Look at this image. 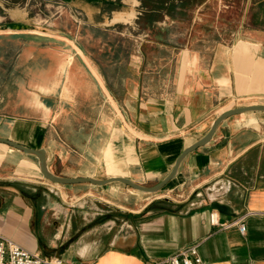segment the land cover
I'll return each instance as SVG.
<instances>
[{
	"label": "crops",
	"instance_id": "1",
	"mask_svg": "<svg viewBox=\"0 0 264 264\" xmlns=\"http://www.w3.org/2000/svg\"><path fill=\"white\" fill-rule=\"evenodd\" d=\"M151 16L142 0H0V138L43 149L62 178L152 187L220 115L264 107V0ZM0 234L74 264H155L192 245L202 264H264V111L222 119L153 194L52 183L0 143Z\"/></svg>",
	"mask_w": 264,
	"mask_h": 264
},
{
	"label": "water",
	"instance_id": "2",
	"mask_svg": "<svg viewBox=\"0 0 264 264\" xmlns=\"http://www.w3.org/2000/svg\"><path fill=\"white\" fill-rule=\"evenodd\" d=\"M248 110H261L264 111V107L263 106H250V107H243V108H237V109H233L230 110L222 115H220L212 124L209 132L200 140H198L197 142H195L193 145L189 146L188 148L184 149L181 154L176 158L174 166L171 170V172L164 178L162 179L160 182H158L157 184H155L152 187H144L141 185H138L136 183H134L133 181L126 179V178H121V177H113V178H108L105 180H94V179H89V178H62L59 176H56L52 173H50L46 167V155L43 149H30V148H26L20 144H17L13 141L10 140H6V139H2L0 138V143L5 144L11 148L20 150L21 152L28 154V155H33L37 158L38 160V167L39 170L41 172V174L44 176V178H46L47 180H49L52 183H56V184H72V183H78V182H91L94 184H99V185H103V184H107L109 182H120L123 183L135 190L144 192V193H156L158 192L176 173L178 165L180 163V161L182 160V158L189 152L193 151L194 149H196L197 147H200L202 145H204L211 137L215 127L217 126V124L224 118H227L231 115L234 114H238L240 112H244V111H248Z\"/></svg>",
	"mask_w": 264,
	"mask_h": 264
},
{
	"label": "built area",
	"instance_id": "3",
	"mask_svg": "<svg viewBox=\"0 0 264 264\" xmlns=\"http://www.w3.org/2000/svg\"><path fill=\"white\" fill-rule=\"evenodd\" d=\"M209 221L217 224L216 215L211 213ZM223 226V225H222ZM238 229L244 232V225L239 224ZM0 264H74L63 261L57 256H44L39 252L30 251L20 246L8 237L0 234ZM155 264H202L195 245L186 247L177 254Z\"/></svg>",
	"mask_w": 264,
	"mask_h": 264
},
{
	"label": "rangeland",
	"instance_id": "4",
	"mask_svg": "<svg viewBox=\"0 0 264 264\" xmlns=\"http://www.w3.org/2000/svg\"><path fill=\"white\" fill-rule=\"evenodd\" d=\"M195 0H142L143 5L149 10L150 13H152V16L150 17L151 20H154L155 22L158 19L163 18V15L166 16L167 18L170 19L169 23L171 24V19L173 18L174 14H186L188 15V8L190 5V2H193ZM199 1V0H197ZM177 8H180V10H177ZM56 12V10H54ZM184 19V17H182ZM161 22V21H160ZM162 23V22H161ZM168 23V22H166ZM169 25V24H168ZM25 118H29L28 115H22ZM70 118H58L57 121L54 123L57 125L59 128L62 127L63 125H66L70 123ZM38 201L39 203H44L45 202V197L44 196H38ZM45 249L47 248L46 245H42ZM47 256V255H45Z\"/></svg>",
	"mask_w": 264,
	"mask_h": 264
},
{
	"label": "flooded vegetation",
	"instance_id": "5",
	"mask_svg": "<svg viewBox=\"0 0 264 264\" xmlns=\"http://www.w3.org/2000/svg\"><path fill=\"white\" fill-rule=\"evenodd\" d=\"M114 2H117V0H114ZM115 4V3H114Z\"/></svg>",
	"mask_w": 264,
	"mask_h": 264
}]
</instances>
